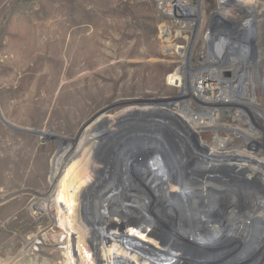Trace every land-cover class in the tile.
<instances>
[{"label": "rangeland", "instance_id": "obj_1", "mask_svg": "<svg viewBox=\"0 0 264 264\" xmlns=\"http://www.w3.org/2000/svg\"><path fill=\"white\" fill-rule=\"evenodd\" d=\"M224 1L233 5L232 0H189L196 11L185 13V18H174L161 10V0H0V196L12 195L0 203V264H65L62 251L50 246L26 255L19 252L28 236L38 230L49 227L47 243H50L51 235L61 229L54 220H63L65 204L45 213L36 207L45 204L46 207L65 198L77 178L94 172L98 162L107 163V157L115 160L122 153L118 161L126 165L135 160L132 155L128 157L123 153H132L146 144L147 147L154 145L153 141L124 142L119 136L126 131L123 126L107 137L106 134L99 136L97 148L88 147L87 140L97 138L104 128L119 124L114 119L135 108L151 107L155 109L152 114L158 123L154 126L146 123L148 126L164 128L159 123L163 119L166 124L171 121L180 127V120H185L189 113L187 103L193 112L200 113L199 103L194 100L198 98L196 91L194 98L184 97L180 79L193 78L195 72L202 75L204 70L219 66L217 60L206 59L203 32L208 15L214 14ZM243 1L235 0L234 5L246 3ZM247 5H252V1L248 0ZM255 7L264 14V0L257 1ZM246 13L253 12L247 9ZM254 19L259 20L260 16ZM256 79L254 76V81ZM212 82L211 77L205 84L212 86ZM253 92L255 102L244 98L239 104L224 108L213 129L195 125L199 128L194 131L196 141L213 147L216 133L219 138L228 139L219 143L223 150H242L257 161H243L257 171L248 173L249 176L242 173L247 178L235 183L237 190L207 185L211 187L208 197L213 202L208 206L200 203L203 206L200 205L198 215L208 224L198 227L203 230L202 240L193 239L174 226L173 223L180 222L175 214L180 215L178 212L182 210L176 208L173 212L172 209L178 201H186L188 193L204 197L202 192L175 189L174 199L165 195L160 206L154 208L155 204L148 207L149 200H144L145 196L139 198L137 193L124 188L129 200L126 202L132 203V210L139 204L135 213L119 216L104 207L99 213L82 214L81 222L95 230L98 239L101 236V244L117 249L113 254L109 251L112 261L108 264H161L157 255L160 252L181 256L187 264H194L188 260L198 255L206 258L212 248L236 236L245 240L260 237L262 245L245 264L253 261L264 264V208H254L252 199L264 191L262 84L255 81ZM160 107L170 112L156 111ZM217 107L222 109L224 105L220 103ZM128 117L131 116L124 118ZM153 136L157 137L158 133ZM185 138L187 142L191 139V144L187 143L181 150L197 158L196 151L201 150L196 149L187 133ZM104 141H107L106 148ZM203 156L198 159H204ZM93 160L95 164L88 170ZM202 165L199 175L219 177L215 176L219 173L209 171L210 166ZM137 187L133 185L132 189ZM119 195L120 192L114 193L112 201ZM172 200L178 201L173 203ZM189 209L182 213L183 225L185 218L197 219L196 211L190 213ZM88 210H98L97 204H92ZM143 226L147 230L141 233L142 240L128 238L134 232L125 234ZM120 235L126 236L120 240V245L125 246L127 253L118 251L120 245L114 241V237ZM233 247L236 245L222 246L224 250ZM199 261L200 264L212 263L205 259Z\"/></svg>", "mask_w": 264, "mask_h": 264}, {"label": "bare ground", "instance_id": "obj_2", "mask_svg": "<svg viewBox=\"0 0 264 264\" xmlns=\"http://www.w3.org/2000/svg\"><path fill=\"white\" fill-rule=\"evenodd\" d=\"M234 1L235 0L231 1L233 5L235 4ZM244 1H246V3L240 5L237 3L236 6L230 4L228 5L224 1L222 2L223 5L227 4L224 8L223 5H221L222 8H218L217 10H215L214 14L212 13L211 15H208V17L206 18L208 20L207 28L203 32V41L207 51L206 59L208 60L210 57V59L213 58L214 60H217L219 66L215 65L216 67L204 70L205 72L203 71L202 75H196L197 73L195 72L193 74V78H186L183 80L180 79V84H183V86L181 87V93L184 97L191 96L192 98H194L193 92L194 90L196 91L197 97L199 99L194 98V100L199 103L197 108L198 110H200V113L193 112L192 108H189L187 103L186 110L189 113L185 115L186 121L181 119L179 122L180 127L185 129H180V127L173 124V122L171 121H169V124L171 123L173 124V126L166 124V120L164 121L163 119L162 121L160 120L159 123L160 125L162 124L164 128H152L146 123H150L151 126H154V123H158L156 122L157 119H154L156 116L152 114L154 113L155 109L151 107L141 109L135 108L132 109V111L130 110L124 115H120L116 119H114L117 120L115 123L119 122L117 126L110 125L109 127L104 128V132L102 130V132L97 135V138H93L89 142L88 140L87 142L85 141L88 147L92 146L97 148V141L99 142V138L102 135L105 136L106 134L107 137V135L114 134L117 129L125 126L126 131L119 135L121 136L120 139H124V142L129 144L134 141H153L155 143L150 147H147L146 144V146L138 148L132 153L130 151H127V153H123L124 156L128 157L132 155L134 157L133 159L135 160L133 162L130 161L126 165H124L123 162L118 161L122 153H120V157L118 159L115 158V160L112 159V157H107L109 158L107 163H104L105 160H102V162L100 161L95 164L93 160L90 163L88 170L92 168L93 164H95L98 168L94 172H86L85 175L77 178L73 182V184H71L68 193L65 195V198H59L52 204H48L46 207V204L44 206L42 205L41 207H36L38 210H41V213L49 212L51 208L53 209L54 207H57L59 205L62 206V204H65L67 209L66 213H64L65 216L63 215V220H54L56 223L61 225V229L58 233L55 232L51 235L52 242L47 243V231L49 230V227L42 228L36 233L28 236V239L25 241L23 247L19 252L21 255H26L30 252L40 250L44 246H50L58 249L60 252L62 251L61 256L64 259L65 264H108L109 260L112 261V258H110L109 255V251H111V254H113V251L117 249L112 245H110V249H108V247H104L101 244L102 242L100 241L101 236L98 239L97 232H95V230H93L92 228L86 227V225L81 222L83 217L82 214L85 213L86 215L92 212L99 213L98 211H100V208L104 207L109 210V212L116 213V215L119 216L129 214V212L135 213V210L139 207V204L134 206L135 210H132V203L126 202L129 200L127 199V197H125V195L127 194V191L125 189L132 193H137V196L139 195V198L140 196H145L144 200H149L148 207L155 204L153 205L154 208L156 206H160V200H162V197L165 195H171L172 199H174L177 194L175 193L174 195L172 192H174L175 189H181L183 192L187 190L193 191L195 189L197 191H200V193L202 192V194L205 195L204 197H202L201 194L197 195L190 192L186 196V201H178L179 199L172 200L173 203L178 201L176 207L172 206L173 212L176 211V208L182 210L178 212V214H180L181 216L174 213L175 217L177 219L179 218L180 220L178 225L172 222L174 226L176 228L180 227L182 230L188 233L191 238L202 240L203 234L201 233L203 230H200L198 227H206V225L208 224L205 219L200 218L201 216L198 215V213L201 214V209H199V207L201 205L202 208V204L206 206H208L209 204L211 205L213 202L208 197L210 195L209 191L211 187L209 188L207 185L213 184L219 185V187L222 188L228 187V189L237 190L238 185L235 186V183L245 180V178H247L245 176H249L248 173L254 174L257 171V169H255L251 165L247 166L243 163V161L253 163L257 162L255 158H251V156H248L244 151L223 150L224 147L221 146V144L219 145V143H223L228 139H221L216 135V133H214L213 140L215 142V145L213 147H207L201 142L196 141V137L194 138V136H196L197 134H195L194 131H196V129H199L195 128V125H200L199 127L205 125L213 129V124L217 123L220 114L224 113V108H229V105L231 106L237 103L239 104V100L243 101L244 98L247 102H255L256 100L255 95L253 94V90L255 88L256 81H254V76H256L257 74L258 66L256 67L254 65L253 68L251 67V65H249L247 66L248 70H243V72H241V70L238 68L239 61H237V55L231 53L229 55L233 58H227L228 60L226 59L224 61V53L231 50V39L237 38L236 40L240 42H243V39H245V42L248 44L254 45L255 43L254 46L255 50L257 51L255 54L256 62H258L260 58H263V64L262 67H260L259 79L261 80L264 90V51L262 52V50L264 49V14L259 12L258 7H255V3L261 0H251L252 5L250 6L247 5L248 0ZM159 4L161 10L164 13L173 16L174 18H185V13L190 14L196 11V9L191 6L189 0H161V3ZM247 9L252 10L253 13L251 15L249 13L248 15L246 13ZM201 10L203 14V9ZM242 14H244V16ZM259 16L260 19L256 20V22L254 18H258ZM179 26L181 25L179 24ZM227 26L230 27L228 28ZM208 34L210 35V37ZM252 34L253 36L250 37V35ZM217 44L219 48L217 47ZM243 44L245 45V43H242V45ZM209 45L211 48L209 47ZM245 47L246 49H248V51L250 50V47L248 45H245ZM241 51L242 53H246V50H244L243 48ZM208 53L210 54V56ZM226 62H228V64H226ZM228 71L231 74L230 78L234 80L232 83H230V85L225 82L224 78V76L227 75ZM219 74L222 79L219 77ZM211 77L214 80V82H212L213 85H206V81L209 79L211 80ZM238 89H241L240 94L236 95V91ZM206 94H208V96H205ZM220 103L224 105L222 109L220 107H217L218 105H220ZM157 110L159 112H170L165 108L156 109V111ZM205 115H208V118ZM125 116L131 117L124 118ZM147 118L148 122H146ZM205 118L207 120H205ZM125 119L128 120H126L125 122ZM130 119L132 122L130 121V123H128ZM186 127L190 128L186 129ZM154 133H158V136H153ZM185 133H187L193 139L196 149L201 150L196 151V153L199 156H202L204 154V159H198L199 156L196 158L192 156L187 150H181L182 146L187 145V143L189 145L191 144V139H188L187 142ZM160 138H162L161 141H159ZM106 142L107 141H104L103 144L105 148L107 147ZM86 143H84V145ZM106 151L108 152L109 150ZM202 164H205V166H210V169H212L209 171L213 174L219 173L218 175H215L219 177H214L211 174L203 176L199 175L200 170L198 169ZM217 168H220V170L218 171ZM78 171L80 172V168ZM242 173H244L245 176H242ZM130 176L132 177L130 178ZM168 180L171 181V184L168 183ZM133 185H138V187L132 189ZM121 187L124 191V194H122L123 191H119L120 195L116 200L112 201V198H114L112 197L113 194L116 192L119 193L115 190H120ZM203 189H205V191ZM11 196V194L0 196V203L10 199ZM197 197L201 198V200H198ZM252 199L254 200V208H264V191L257 193L252 197ZM92 204H97L98 210H88V208ZM120 208H122L123 210H121ZM188 208H190V213L195 214L196 211L197 216H195L197 217V219L193 220L185 218L183 220L185 221L183 225V223H181L183 219L182 213ZM151 223L153 222L148 223V225H150ZM151 225L153 227H157V225L154 223ZM146 230L147 228L143 226L137 229L134 228L133 230H128L125 234L134 232L131 234V236L128 235V238L133 237L132 239H136L140 238V236H142L141 233H143V231L145 232ZM115 237L114 241H117L120 245V240H123V238L126 236L120 235ZM140 240L142 239L140 238ZM124 248L125 246L120 245L118 251H124L125 253H127ZM124 252L123 257L125 256ZM157 255L161 258V264H187L185 258L183 259L181 258V256L172 257L169 254L163 252H160V254Z\"/></svg>", "mask_w": 264, "mask_h": 264}, {"label": "water", "instance_id": "obj_3", "mask_svg": "<svg viewBox=\"0 0 264 264\" xmlns=\"http://www.w3.org/2000/svg\"><path fill=\"white\" fill-rule=\"evenodd\" d=\"M212 205V204H211ZM260 239V240H259ZM252 238V239H241L232 237L229 241H226L224 244L217 245L211 249L210 255L203 257L198 255V258H192L188 260L189 263L200 264L199 260L211 261V264H245L249 261L254 255V252L262 245L261 238ZM236 245L232 249L224 250L222 246ZM235 253V254H233ZM233 256H232V255ZM202 257V258H200ZM195 259V260H194ZM224 260V262L221 261ZM221 261V262H220ZM248 264H260V262L253 261Z\"/></svg>", "mask_w": 264, "mask_h": 264}, {"label": "built area", "instance_id": "obj_4", "mask_svg": "<svg viewBox=\"0 0 264 264\" xmlns=\"http://www.w3.org/2000/svg\"><path fill=\"white\" fill-rule=\"evenodd\" d=\"M237 39V38H236ZM236 39H231L230 40V47H231V50L227 51L225 54H224V61L227 59V58H230L232 59L233 57L230 56L229 54H236L237 55V58L239 61V65H238V68L241 70V72H243V70H248V67L249 65H251V67H253L254 65L257 67L258 66V71H257V74L255 76V78L257 77L256 81L258 84H262L260 81V67H262V64H263V58H260L258 60V62H256V59H255V54H256V50H255V43L254 45L253 44H248L245 42V39H243V42L245 43V45H248L250 47V50L248 51V49H246L245 45L243 44L242 45V42L240 41H237ZM238 42V43H237ZM254 46V47H253ZM242 48L244 50H246V53H242ZM264 50V49H263ZM262 50V52H263ZM264 54V53H263ZM228 60V59H227ZM261 62V64L259 63ZM226 64H228V62H226ZM260 64V65H259ZM250 68V67H249ZM254 68V67H253ZM257 69V68H256ZM259 72V74H258ZM230 73L229 71L227 72V75L224 76L225 77V82L230 85V83H232L234 80L232 78H230ZM240 90L241 89H238L236 91V95L237 94H240ZM241 96V95H240Z\"/></svg>", "mask_w": 264, "mask_h": 264}]
</instances>
